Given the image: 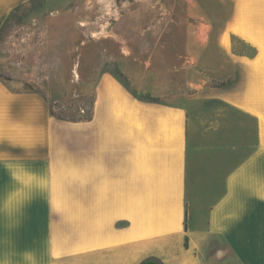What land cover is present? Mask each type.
I'll use <instances>...</instances> for the list:
<instances>
[{
	"label": "crops",
	"instance_id": "1",
	"mask_svg": "<svg viewBox=\"0 0 264 264\" xmlns=\"http://www.w3.org/2000/svg\"><path fill=\"white\" fill-rule=\"evenodd\" d=\"M27 1L0 0V28ZM186 11L194 104L102 73L69 121L0 81V264H264V0Z\"/></svg>",
	"mask_w": 264,
	"mask_h": 264
},
{
	"label": "rangeland",
	"instance_id": "2",
	"mask_svg": "<svg viewBox=\"0 0 264 264\" xmlns=\"http://www.w3.org/2000/svg\"><path fill=\"white\" fill-rule=\"evenodd\" d=\"M186 7L187 0H28L0 28V81L40 94L64 117L90 113L102 73L137 98L194 104L188 94L200 80L188 61L195 21ZM202 128L189 132L190 146L206 144Z\"/></svg>",
	"mask_w": 264,
	"mask_h": 264
},
{
	"label": "trees",
	"instance_id": "3",
	"mask_svg": "<svg viewBox=\"0 0 264 264\" xmlns=\"http://www.w3.org/2000/svg\"><path fill=\"white\" fill-rule=\"evenodd\" d=\"M25 92H34V91H25ZM93 103V102H92ZM53 114V113H52ZM57 118L59 119H64V120H69V121H77V120H87V119H90L91 116H92V105H91V110H90V113L88 115H85V116H80V117H64V116H61V115H55ZM185 246L187 247L188 246V239H187V236L185 238Z\"/></svg>",
	"mask_w": 264,
	"mask_h": 264
},
{
	"label": "water",
	"instance_id": "4",
	"mask_svg": "<svg viewBox=\"0 0 264 264\" xmlns=\"http://www.w3.org/2000/svg\"><path fill=\"white\" fill-rule=\"evenodd\" d=\"M143 264H157V263L155 261H153V260H149V261H147V262H145Z\"/></svg>",
	"mask_w": 264,
	"mask_h": 264
}]
</instances>
